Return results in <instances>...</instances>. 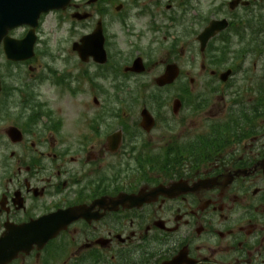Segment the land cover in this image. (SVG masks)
<instances>
[{"label":"flooded vegetation","instance_id":"1","mask_svg":"<svg viewBox=\"0 0 264 264\" xmlns=\"http://www.w3.org/2000/svg\"><path fill=\"white\" fill-rule=\"evenodd\" d=\"M145 1L153 8L156 0ZM247 1L245 25L228 28L259 29L257 42L247 38L244 59L261 60L264 0ZM208 22L197 17L196 29ZM26 29L10 34L21 39ZM179 29L163 38L181 58ZM162 62L147 64V76ZM71 97L66 89H46L0 123V264H264V137L222 139L206 163L159 170L147 164L152 142L128 112L116 130L101 120L90 127L83 108L58 106ZM11 128L21 138L11 137ZM117 131L115 148L110 136ZM173 145L169 140L167 154ZM159 185L163 193L131 201Z\"/></svg>","mask_w":264,"mask_h":264},{"label":"rangeland","instance_id":"2","mask_svg":"<svg viewBox=\"0 0 264 264\" xmlns=\"http://www.w3.org/2000/svg\"><path fill=\"white\" fill-rule=\"evenodd\" d=\"M248 99H251V101L247 102V104H250V102L252 103L255 100L253 96H250V98H247V100ZM227 105H228V97L226 95L223 97H216V98L212 99L211 106L208 108L207 113L212 112V114L214 113L216 115L215 117H218L224 111V109ZM187 120H188V118H187ZM198 122H201V119L199 117L198 118H192V122H190V123H197V125L195 124L193 126V128H197V127H200V124H201ZM188 127L189 126H187L184 130H187ZM176 134H178V132H176Z\"/></svg>","mask_w":264,"mask_h":264}]
</instances>
